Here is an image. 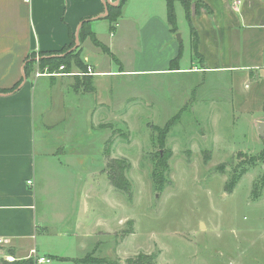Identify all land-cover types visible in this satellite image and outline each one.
Instances as JSON below:
<instances>
[{"label": "rangeland", "instance_id": "374dc122", "mask_svg": "<svg viewBox=\"0 0 264 264\" xmlns=\"http://www.w3.org/2000/svg\"><path fill=\"white\" fill-rule=\"evenodd\" d=\"M176 6L177 25L179 33L183 32L181 39L186 50L183 64L189 67V25L182 4L177 2ZM122 19L119 17L118 22L123 21L126 41L138 44V27L128 26L127 17ZM100 28L102 37H98L105 41L109 30L103 22ZM122 32L115 40L117 44L123 38ZM85 43L92 61L100 63L98 69L111 63L114 68L119 67L89 37ZM130 55L127 50L118 53L126 67L132 61ZM200 75L119 74L111 77L110 83L117 97L114 103L118 120L97 128L102 122L100 115L94 113L95 109L99 113V103L85 104L72 117L73 135L64 148L75 153L69 158L75 170L69 168L70 185L63 186L59 194L63 209L69 204L70 210L78 209L73 225H78L82 235L76 240L40 232L38 256L46 253L42 245L54 246L58 255L72 260L52 258L49 263L37 264H77L74 259L92 251L93 255L79 264H104L89 262L93 257L106 258L113 264H134L139 256H147L146 264H264V135L260 139L259 130L254 134L259 128L258 102L243 111L240 101L232 99L234 94H226V101L215 100L210 106L208 100L215 95H205L202 105L197 106L198 100L190 97V83L198 77L204 78L205 83L215 77L223 79L221 74ZM45 78L36 81L40 83L39 94ZM180 84L183 95L175 86ZM59 86L65 85L54 84L51 92L57 93ZM256 99H264V92H257ZM177 114L179 117L161 147L157 127H163ZM204 135L210 139L202 140ZM108 148L112 157L131 163L127 171L131 197L117 191L108 178ZM168 151L171 154L165 172L167 180L158 191L153 185L152 171L156 155ZM80 160H84L85 172L80 170L84 168ZM233 176L239 178L238 182L227 190ZM82 194H86L85 198ZM59 225L68 227L65 223ZM88 231L90 237L84 242L81 237Z\"/></svg>", "mask_w": 264, "mask_h": 264}, {"label": "crops", "instance_id": "0c3cea01", "mask_svg": "<svg viewBox=\"0 0 264 264\" xmlns=\"http://www.w3.org/2000/svg\"><path fill=\"white\" fill-rule=\"evenodd\" d=\"M116 1L0 0V239L3 240L0 258L4 259L6 253L17 260L34 258L41 245L37 241L40 232L58 238L75 237L76 240L82 235L78 225H73L78 209L74 206L75 210H70V204L63 209L59 194L63 186L70 185L69 168L75 170L69 161L75 153L65 149L64 145L73 135L72 117L80 113L85 104L99 103V113L96 109L94 113L100 115L102 122L97 128H103L107 121L118 120L119 112L115 111L114 103L117 97L110 84L111 77L183 73L215 77L221 74L222 81L215 77L205 83L204 78L198 77L190 83V97L198 100L197 106L202 105L205 95H215L208 100L211 102L207 106H210L215 100L217 103L226 101L224 95L234 94L232 99L240 101L239 108L243 111H248L257 101L260 115L256 120L259 124L264 121V99H256L257 92H264V0H205L207 8L192 15V24L197 31L196 51L188 24L192 54L189 67L183 64L186 52L183 39L179 41L176 37L180 28L173 33L168 25L166 0H127L123 5L122 20L127 17L128 26L138 27V44L134 45L125 39L123 21H117L116 28L112 29L106 18V4ZM175 8L178 22V6ZM87 19L91 20L98 41L108 46L106 53L119 63L117 69L113 63L98 69L100 63L92 61V53L84 47L88 37L92 38L88 36L80 41L81 23ZM102 22L109 30L107 39L103 37L105 41L100 40ZM120 32L123 38L117 44L115 40ZM77 36L82 47L81 58L91 66L93 73L81 74L74 66L72 75L50 74L41 72L37 61L35 66H29V76L26 75V65L32 54L38 55V60L43 52L58 51L71 45L74 38L73 50L77 48ZM97 47L105 52L101 46ZM181 49L177 64L171 66ZM126 50L131 51L129 67L118 56ZM37 72L41 74L37 75ZM44 77L47 78L39 94L40 83L36 81ZM18 82L14 91H7ZM59 82L65 86H59L57 93L51 92L53 85ZM89 84L94 90L88 92L85 86ZM205 84L210 88L207 89ZM175 86L182 94V84ZM258 130L256 127L255 136ZM208 139L210 137L204 135L202 140ZM80 163L84 167L80 170L85 172L84 160ZM85 196L82 194L81 197ZM63 223L68 227L59 225ZM86 234L81 237L84 242L90 237L89 231ZM41 247L46 251L44 256H60L54 246Z\"/></svg>", "mask_w": 264, "mask_h": 264}, {"label": "trees", "instance_id": "16d2710c", "mask_svg": "<svg viewBox=\"0 0 264 264\" xmlns=\"http://www.w3.org/2000/svg\"><path fill=\"white\" fill-rule=\"evenodd\" d=\"M127 0H120L119 4L117 6L115 5H108V16L106 17L110 22V27L112 29H115V25L117 24V21L119 17L122 15V7L126 3ZM179 1L183 9L185 10L186 19L188 21V24L191 28V37L193 40V49L196 51L197 48V31L195 26L192 24V15L193 12L200 13L202 8H207V4L205 0H166V11H167V22L170 26V29L173 33H177L179 31V26H177V10L175 8L176 2ZM91 20H83L81 23V30H80V41H84L88 36H90L94 43L101 46L105 49V51L109 52L108 46L105 44L100 43L98 41L96 34L91 28ZM75 45L74 38L71 45L64 46L61 49H58V51H52V52H43L42 55L39 56V59H36V55L32 54L31 61L28 62L26 65V75L29 76V66L33 67L38 61V66L41 70L47 71L50 73H54L59 71L60 66L64 65V72H71L72 68L76 66L80 72L86 73L88 70V65L84 62V59L81 58V51L82 47L81 45L75 49L72 50L73 46ZM182 49L179 53V57L172 61L171 66H173L175 63L177 64L179 58L181 57ZM196 53V52H195ZM78 77V76H77ZM80 78V77H78ZM20 82H18L14 87L11 89H7V91H14L16 87H18ZM86 91L94 90L92 85H86L85 86ZM179 114L175 115L173 118L169 119L166 124L163 127H157V130L160 132V138L158 137V141L160 142V146L163 147L164 141H166V138L168 137V134L171 132L172 125L175 124L177 121V117ZM107 154V175L108 178L111 181V184L115 187L117 191L127 193L130 197L132 196V187H131V181L127 177V171L131 167V163H129L125 158H114L111 156L110 149L108 148L106 150ZM171 151H168L167 154L156 155L155 159V166L152 171V177H154V187L161 191L164 188V184L166 183V177L165 172L169 168V157H170ZM238 177L233 176L231 180L229 181L228 185L226 186L227 190H231L234 188L236 183L238 182ZM94 251L91 253H87V255L83 258H76L74 259V262L79 264V262H85L88 256L93 255ZM91 254V255H89ZM147 256H139V258H136L134 260V264H146L149 261H145ZM53 259H60V260H72L70 257H60L57 255L52 256ZM89 262H99L104 264H113L110 260H107L103 257H93L92 260L89 259ZM0 264H37L35 257L34 258H24L19 259L15 261H8L7 259L0 258Z\"/></svg>", "mask_w": 264, "mask_h": 264}, {"label": "built area", "instance_id": "2783aa9c", "mask_svg": "<svg viewBox=\"0 0 264 264\" xmlns=\"http://www.w3.org/2000/svg\"><path fill=\"white\" fill-rule=\"evenodd\" d=\"M64 68H65V66L64 65H61L59 71L54 72V73H50V72L49 73L50 74H58V75L59 74H69V75L74 74V73H70V72H64ZM80 73L81 74H89V73H93V70H92L91 66H88V70H87L86 73H83V72H80ZM36 74L37 75H40L41 73H38L37 72ZM0 244H3V240L2 239H0ZM4 257L8 261H15V260H17V258L14 255L10 254V253H6L4 255ZM34 257H35L37 263H49V262L52 261V258L50 256L47 257V256L34 255Z\"/></svg>", "mask_w": 264, "mask_h": 264}, {"label": "water", "instance_id": "95a60500", "mask_svg": "<svg viewBox=\"0 0 264 264\" xmlns=\"http://www.w3.org/2000/svg\"><path fill=\"white\" fill-rule=\"evenodd\" d=\"M119 1L120 0H117L116 2H114V3H107L106 4V7H105V15H108L109 14V12H108V5L109 4H111V5H117L118 3H119ZM176 37H177V39H179V41H182L181 40V35H180V33L178 32V34L176 35ZM76 46L75 47H78L79 46V37L77 36V40H76ZM259 129H260V133H261V135L263 136L264 135V122H260V124H259Z\"/></svg>", "mask_w": 264, "mask_h": 264}]
</instances>
